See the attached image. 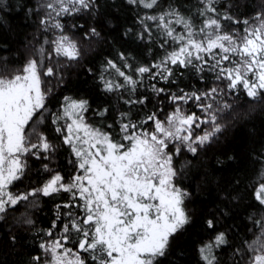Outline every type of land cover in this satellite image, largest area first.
<instances>
[{"label": "snow or ice", "instance_id": "obj_1", "mask_svg": "<svg viewBox=\"0 0 264 264\" xmlns=\"http://www.w3.org/2000/svg\"><path fill=\"white\" fill-rule=\"evenodd\" d=\"M200 2L203 7L198 9V15L203 19L199 25L191 15H184L174 7L141 19L144 31L138 34V39H144L145 33L151 36L145 21H154L163 30L164 43L171 40L176 47L166 52L158 63L137 67L135 71L140 79H134L116 63L108 61V67L123 77V83L104 80V88L109 92L127 88L131 95L125 104H145L147 96L132 98L137 87L143 84L144 74L168 83L174 76L173 66L190 69L201 79L206 72L211 73L216 86L205 91L180 89L179 95L168 94L177 106L165 120L154 112L139 121H133L129 112L120 113L117 139L84 120L83 113L88 108L86 100L65 97L61 113L54 114L51 122L62 143L70 149L78 169L67 181L56 173L41 187L28 192L17 194L10 190V186L24 176L27 167L24 157L31 154L39 159L44 154L47 159V154L55 152L56 146L34 126L43 123L50 91L42 87V65L32 59L10 77L0 76V219L9 208H15L37 193L70 195L68 203L57 205L59 232L53 236V229L57 228L53 221L44 233L52 239L39 244L41 254L32 257L33 264H88L89 261L92 264H161L162 258L169 255L176 234L191 223L185 206L190 194L177 184L182 169L176 166L175 158L182 150L197 155L224 130L225 124L218 120L231 105L218 100L219 97L237 94L242 89L256 100L264 93V12L257 13L250 23L227 12L221 15L216 7L219 0ZM127 3L152 9L159 0H127ZM6 7V0H0V11ZM39 7L45 13L40 23L63 32L58 17L93 12L96 0H43ZM222 20L242 23L244 27L239 31H224ZM173 24L182 26L183 31L177 32ZM90 32L98 35L94 27ZM53 44L57 55L72 60L80 55L75 41L66 35L59 36ZM120 59L126 61L127 58L121 53ZM124 67L131 68V65L125 63ZM43 75H55L54 69L46 68ZM225 81L221 88L219 85ZM150 87L156 95L166 92L165 88H156L154 84ZM189 102L202 115L185 112L179 106ZM106 112L104 109L99 115ZM61 120L65 121L63 126ZM149 122L153 125L151 131L144 128ZM201 125L209 128L202 135H194V128ZM44 167L47 170V165ZM253 196L264 206V183L255 188ZM62 208L69 209L63 212L66 220H61ZM73 208L80 211H70ZM24 223L32 225L34 222L29 218ZM256 223L264 237V224ZM207 226L213 228V221L208 220ZM10 239L16 242L15 236ZM70 240L75 241V249L67 246ZM226 243V235L221 232L213 243L201 247L199 252L205 264H217L214 246ZM248 251V264H264V240L258 237L248 245Z\"/></svg>", "mask_w": 264, "mask_h": 264}, {"label": "trees", "instance_id": "obj_2", "mask_svg": "<svg viewBox=\"0 0 264 264\" xmlns=\"http://www.w3.org/2000/svg\"><path fill=\"white\" fill-rule=\"evenodd\" d=\"M42 2L6 0L7 7L0 11V75H11L23 69L32 59L42 65V87L50 91L45 101L47 111L43 123L34 126L56 146V151L48 153L47 159L43 157L44 154L39 159L32 155L27 157L23 178L10 186V190L17 194L43 185L49 170L59 173L65 181L78 172L74 156L62 143L51 122L54 114L61 113L65 97L86 100L88 108L83 113L84 120L112 133L113 138L117 139L120 113L129 112L133 121L144 119L153 112L159 119H164L177 106L171 102L168 94L179 95L180 89L185 92L205 91L217 84L211 73L206 72L201 79L190 69L173 66L174 76L171 79L175 83L171 79L168 83L159 78L153 80L149 78L151 74H144L143 84L137 87L132 98L147 96L145 104H125L124 101L131 95L127 88L112 92L104 88V80L123 83V77L108 67V61L116 63L134 79H140L135 71L137 67L158 63L166 52L176 47L171 40L164 43L163 30L154 21H145L151 29V36L145 33L144 39H138V34L144 31L141 19L159 15L174 7L184 15H191L199 25L203 19L198 15V9L203 7L200 0H159L152 9L130 5L127 0H96L93 12L82 11L58 17L63 24V32L50 24L46 26L40 23L45 14L39 7ZM216 7L221 15L227 12L236 19H248L252 23L257 13L264 12V0H219ZM222 24L224 31H239L244 27L242 23L233 24L227 20H222ZM93 27L98 35L91 34ZM173 27L177 32L183 31L180 25L173 24ZM61 35L75 41L80 52L77 59L55 53L53 41ZM161 44L164 46L161 47ZM121 53L127 58L126 61L120 59ZM125 63L130 64L131 68H125ZM48 67L54 69L55 75H43ZM226 83L219 86L223 88ZM153 84L156 88H165V94L153 93L150 87ZM218 100L231 105L218 120V123L225 124L224 130L212 143L201 148L197 155L182 150L181 155L175 158L176 166L182 169L177 184L190 194L185 206L191 223L176 234L169 255L162 258L161 264H205L199 249L213 243L221 232L225 233L227 243L214 246L217 264H248V245L258 237L264 240L256 223L260 221L264 224V206L253 196L255 188L264 183V93L260 99L254 100L240 89L237 94L229 93ZM179 106L185 112L202 115L192 102ZM104 109L107 112L99 115ZM64 122L61 120L60 125L63 126ZM144 128L151 131L153 125L149 122ZM203 129L201 126L198 132ZM69 201L70 195L65 192L51 196L37 193L35 197L30 196L28 201H21L15 208H9L3 214L4 218L0 219V264H33L32 257L41 254L39 244L52 239L44 233L56 221L57 205ZM65 211L69 209H60L61 220H66L63 216ZM70 211L79 212L80 209ZM29 218L34 222L32 225L24 223ZM208 220L213 221V228L207 226ZM56 223L53 236L60 230V221ZM11 236L16 237L15 243ZM67 246L75 249V241L70 240ZM82 255L87 257L85 253Z\"/></svg>", "mask_w": 264, "mask_h": 264}, {"label": "rangeland", "instance_id": "obj_3", "mask_svg": "<svg viewBox=\"0 0 264 264\" xmlns=\"http://www.w3.org/2000/svg\"><path fill=\"white\" fill-rule=\"evenodd\" d=\"M11 75H12V74H11ZM11 75H0V76H9V77H10ZM173 110H174V109H173ZM173 110H172V111H173ZM172 111H171V112H172ZM171 112H170V113H171ZM170 113H169V114H170ZM166 117H167V116H166ZM166 117H165L164 119H161V120H165ZM64 124H65V122H64ZM201 126L204 127L203 131H204L205 129L209 128L208 125H201ZM198 129H199V128H194V132H193L194 135H202V134H203V131H202V132H198ZM34 142H35V141H34ZM29 155H31V154H29ZM29 155H28V156H29ZM28 156L24 157V159L26 160ZM56 173H57L56 171L49 170V172H48V177H47V179L45 180L44 183H46V182L51 178V176L54 175V174H56ZM41 186H42V185H41ZM41 186H40V187H41Z\"/></svg>", "mask_w": 264, "mask_h": 264}, {"label": "bare ground", "instance_id": "obj_4", "mask_svg": "<svg viewBox=\"0 0 264 264\" xmlns=\"http://www.w3.org/2000/svg\"><path fill=\"white\" fill-rule=\"evenodd\" d=\"M44 157V156H43ZM74 166V165H73Z\"/></svg>", "mask_w": 264, "mask_h": 264}]
</instances>
